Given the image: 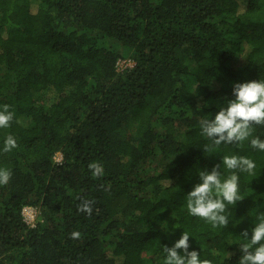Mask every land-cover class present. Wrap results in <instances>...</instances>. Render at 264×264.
<instances>
[{
	"label": "trees",
	"instance_id": "trees-1",
	"mask_svg": "<svg viewBox=\"0 0 264 264\" xmlns=\"http://www.w3.org/2000/svg\"><path fill=\"white\" fill-rule=\"evenodd\" d=\"M126 55L134 64L120 71ZM254 80L264 0H0V109L14 113L0 129V168L12 172L0 186V264H163L183 232L202 260L238 264L241 233L250 239L264 213V151L251 137L214 146L199 122ZM8 135L18 147L4 153ZM252 137L264 140V126ZM225 155L256 169L239 173L244 198L213 228L186 197L201 170L230 174Z\"/></svg>",
	"mask_w": 264,
	"mask_h": 264
},
{
	"label": "clouds",
	"instance_id": "clouds-1",
	"mask_svg": "<svg viewBox=\"0 0 264 264\" xmlns=\"http://www.w3.org/2000/svg\"><path fill=\"white\" fill-rule=\"evenodd\" d=\"M232 94L234 99L228 100L226 106L221 107L212 119L199 122L201 135L217 147L221 144H238L251 137V147L264 151V140L252 137L254 126H264V81L236 83L233 85ZM9 107L3 105L0 109V129L10 127L13 121L14 113ZM17 147L16 139L8 135L2 151L7 153ZM222 164L230 173L227 177L221 178V172L218 170L220 165L214 166L210 172L201 170L198 173L201 182L194 185L186 197L188 214L203 219L213 228L227 227L229 219L225 213L228 206H235L244 198L240 194L239 173L254 176L256 169L253 160L238 155L223 156ZM89 168L96 177L103 174L102 165L98 163L90 164ZM11 176L10 169L0 168V186L7 185ZM92 203L82 201L78 210L91 215ZM256 219L250 239L247 230L241 233L243 242L239 246L242 255L238 264H264V213L258 214ZM189 237L187 232H183L172 247L162 248L165 254L163 264H211L210 260L200 258V252L189 251Z\"/></svg>",
	"mask_w": 264,
	"mask_h": 264
},
{
	"label": "rangeland",
	"instance_id": "rangeland-1",
	"mask_svg": "<svg viewBox=\"0 0 264 264\" xmlns=\"http://www.w3.org/2000/svg\"><path fill=\"white\" fill-rule=\"evenodd\" d=\"M238 1H240V0H238ZM128 58H129V56L126 55V56H124V58H122L120 60H124V59H128ZM124 66H125V63H123V64L120 63L119 67H118L119 70L121 71ZM34 97L37 98V96H34ZM60 158H61V154L57 153L56 154V159L59 160ZM259 203L263 204L264 203V199L261 200ZM23 214H24V217L27 220V222L33 224L32 221L36 222L38 220V218H39V209L35 205L25 206L24 209H23Z\"/></svg>",
	"mask_w": 264,
	"mask_h": 264
},
{
	"label": "built area",
	"instance_id": "built-area-1",
	"mask_svg": "<svg viewBox=\"0 0 264 264\" xmlns=\"http://www.w3.org/2000/svg\"><path fill=\"white\" fill-rule=\"evenodd\" d=\"M123 64L125 63V66H132L134 64V61L131 59V58H128V59H124V60H119V64ZM55 159H56V156H55ZM61 159V158H60ZM57 160V159H56ZM32 225L35 224L34 221H32ZM31 224V223H30Z\"/></svg>",
	"mask_w": 264,
	"mask_h": 264
}]
</instances>
